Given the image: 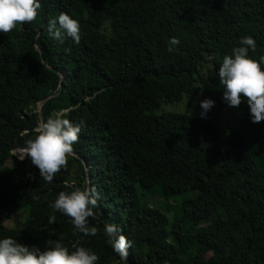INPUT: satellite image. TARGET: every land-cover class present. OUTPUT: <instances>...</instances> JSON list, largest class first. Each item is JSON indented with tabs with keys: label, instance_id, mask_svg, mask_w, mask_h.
<instances>
[{
	"label": "trees",
	"instance_id": "1",
	"mask_svg": "<svg viewBox=\"0 0 264 264\" xmlns=\"http://www.w3.org/2000/svg\"><path fill=\"white\" fill-rule=\"evenodd\" d=\"M40 2L34 22L0 33V239L85 247L97 264H264V121L253 123L244 99L229 106L219 79L242 37L256 41L250 58L264 57V0ZM61 12L79 22L78 44L50 34ZM209 96L205 118L187 111ZM55 115L81 131L47 182L13 151ZM85 188L98 193L95 236L50 207ZM183 194L168 213L150 202ZM109 223L131 242L126 261Z\"/></svg>",
	"mask_w": 264,
	"mask_h": 264
},
{
	"label": "clouds",
	"instance_id": "2",
	"mask_svg": "<svg viewBox=\"0 0 264 264\" xmlns=\"http://www.w3.org/2000/svg\"><path fill=\"white\" fill-rule=\"evenodd\" d=\"M42 4L40 0H0V33L7 35L18 25L32 23L39 15ZM63 30V31H61ZM49 32L63 42L64 34L80 42V24L69 14L61 12L58 19L49 22ZM179 40L173 37L169 41V51ZM242 46L236 47L232 55H225L219 68L220 84L224 86L223 99L231 107H239L242 99L250 107L253 123L264 121V57L260 60L249 56V48L255 51L256 41L251 36L242 37ZM214 101L206 99L201 102L204 110L201 117L214 106ZM34 139L25 142V146L14 150L21 160L30 157L31 162L40 170L41 177L51 182L55 175L68 165V157L73 153V145L79 140L81 127L73 125L68 119L59 115L50 116L40 123ZM98 193L94 188L77 189L71 193L61 191L50 205L55 211L71 218L77 232L85 236H95L98 228L89 226V218L95 217L93 209L97 206ZM49 223H56V216L49 217ZM115 224L105 225V234L110 238L113 250L121 260L126 261L131 242L121 234ZM100 257L91 249L77 247L74 251L63 246L59 241L46 250L36 246H26L8 237L0 239V264H97Z\"/></svg>",
	"mask_w": 264,
	"mask_h": 264
},
{
	"label": "rangeland",
	"instance_id": "3",
	"mask_svg": "<svg viewBox=\"0 0 264 264\" xmlns=\"http://www.w3.org/2000/svg\"><path fill=\"white\" fill-rule=\"evenodd\" d=\"M200 97H195L193 100H192V103L193 105L191 107H189L187 109V111H195L197 113H202L204 110L202 109L201 107V102L202 100L200 101L199 100ZM205 99H211L212 98L209 96V97H206ZM213 101V100H212ZM174 105V104H173ZM173 105L172 103H168V104H165L164 105V108L166 110H176L173 108ZM184 108L183 105H180L179 106V109H182ZM16 150V149H15ZM14 153V151H13ZM17 157L19 158V154L17 153ZM20 159V158H19ZM187 195L186 194H183V195H179L173 199H169L168 201L164 202V200H159L157 198H154L152 199L153 201H150L151 203L153 204H156L157 206H160V208L165 212V213H168L170 211H172V209L174 208V206L177 204V203H180L182 201V199L184 197H186ZM157 199V200H156ZM155 202V203H154ZM212 253L214 256H218L222 253V248L218 245H215L213 250H212Z\"/></svg>",
	"mask_w": 264,
	"mask_h": 264
},
{
	"label": "water",
	"instance_id": "4",
	"mask_svg": "<svg viewBox=\"0 0 264 264\" xmlns=\"http://www.w3.org/2000/svg\"><path fill=\"white\" fill-rule=\"evenodd\" d=\"M41 105H42V103H40V106H39L40 108H41Z\"/></svg>",
	"mask_w": 264,
	"mask_h": 264
}]
</instances>
